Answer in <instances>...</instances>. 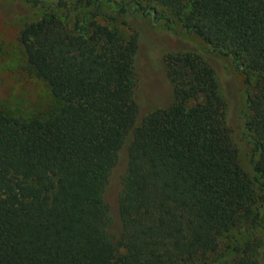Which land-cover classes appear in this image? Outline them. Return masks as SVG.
Returning a JSON list of instances; mask_svg holds the SVG:
<instances>
[{
  "label": "trees",
  "instance_id": "1",
  "mask_svg": "<svg viewBox=\"0 0 264 264\" xmlns=\"http://www.w3.org/2000/svg\"><path fill=\"white\" fill-rule=\"evenodd\" d=\"M21 1L43 10L16 41L53 107L0 109V264H260V237L223 239L264 208V0ZM137 17L178 26L242 74L251 179L199 54L167 50L168 100L141 111Z\"/></svg>",
  "mask_w": 264,
  "mask_h": 264
},
{
  "label": "rangeland",
  "instance_id": "2",
  "mask_svg": "<svg viewBox=\"0 0 264 264\" xmlns=\"http://www.w3.org/2000/svg\"><path fill=\"white\" fill-rule=\"evenodd\" d=\"M49 2L50 0H42L44 5ZM42 12L40 7H30L21 0H0V109L25 115L41 114L53 107V102L43 84L26 71L22 51L16 41L21 26L38 19ZM133 21L140 32L137 53L139 75L135 97L141 111L144 112L148 106L166 103L168 100L169 86L161 63L167 50L180 48L199 54L213 67L217 91L225 103V117L230 137L237 150V162L251 179L253 175L248 162L250 147L240 136L243 131L241 111L244 105L242 74L232 69L228 57L208 52L202 41L194 35L181 31L176 25L172 29H167L161 21L143 17L132 19ZM128 141L129 136L126 137L120 150L108 186L107 199L112 206H114V193L118 189L120 175L125 169ZM255 222L254 230L249 228V224L232 230L223 239V244L230 245L234 240L240 237L245 239L253 233L263 240L259 263L264 264V208H259Z\"/></svg>",
  "mask_w": 264,
  "mask_h": 264
}]
</instances>
